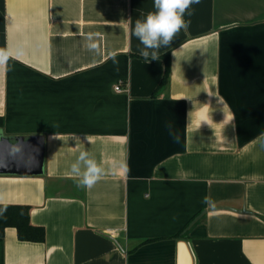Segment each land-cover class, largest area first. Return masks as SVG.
<instances>
[{
  "label": "crops",
  "instance_id": "1",
  "mask_svg": "<svg viewBox=\"0 0 264 264\" xmlns=\"http://www.w3.org/2000/svg\"><path fill=\"white\" fill-rule=\"evenodd\" d=\"M193 8L147 62L153 0H0V130L46 137L43 174L0 173L45 240L8 227L0 264H264V0Z\"/></svg>",
  "mask_w": 264,
  "mask_h": 264
},
{
  "label": "clouds",
  "instance_id": "2",
  "mask_svg": "<svg viewBox=\"0 0 264 264\" xmlns=\"http://www.w3.org/2000/svg\"><path fill=\"white\" fill-rule=\"evenodd\" d=\"M200 0H153V10L141 13L133 25L132 34L139 41V55L147 62L158 60L162 50L171 45V41L181 29H186L190 20L186 16L193 14L194 5ZM90 49H95L96 44L90 43ZM9 52L0 49V59H7ZM115 58L116 53H112ZM169 134L174 139H179V133L171 125L166 126ZM19 146L14 145L13 151H18ZM71 171L79 177V184L90 186L98 180L103 172L102 167L87 150L80 151L76 161L71 165Z\"/></svg>",
  "mask_w": 264,
  "mask_h": 264
},
{
  "label": "water",
  "instance_id": "3",
  "mask_svg": "<svg viewBox=\"0 0 264 264\" xmlns=\"http://www.w3.org/2000/svg\"><path fill=\"white\" fill-rule=\"evenodd\" d=\"M14 145L19 146L18 151H13ZM45 153V135L8 136L0 130V173L41 175L45 171ZM181 243L186 249V243Z\"/></svg>",
  "mask_w": 264,
  "mask_h": 264
},
{
  "label": "trees",
  "instance_id": "4",
  "mask_svg": "<svg viewBox=\"0 0 264 264\" xmlns=\"http://www.w3.org/2000/svg\"><path fill=\"white\" fill-rule=\"evenodd\" d=\"M164 59L165 75L156 91L162 86L170 70V53H166ZM8 227L16 228L20 240L37 242L45 240V228L31 223L29 205L0 204V237L4 235Z\"/></svg>",
  "mask_w": 264,
  "mask_h": 264
},
{
  "label": "built area",
  "instance_id": "5",
  "mask_svg": "<svg viewBox=\"0 0 264 264\" xmlns=\"http://www.w3.org/2000/svg\"><path fill=\"white\" fill-rule=\"evenodd\" d=\"M115 89H116L117 91H120V90H121L120 85H116Z\"/></svg>",
  "mask_w": 264,
  "mask_h": 264
}]
</instances>
